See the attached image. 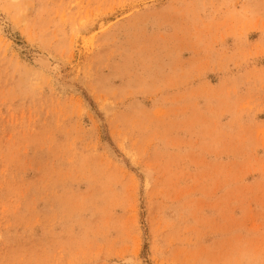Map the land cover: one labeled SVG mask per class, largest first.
Wrapping results in <instances>:
<instances>
[{"label":"rangeland","instance_id":"obj_1","mask_svg":"<svg viewBox=\"0 0 264 264\" xmlns=\"http://www.w3.org/2000/svg\"><path fill=\"white\" fill-rule=\"evenodd\" d=\"M0 264H264V0H0Z\"/></svg>","mask_w":264,"mask_h":264}]
</instances>
